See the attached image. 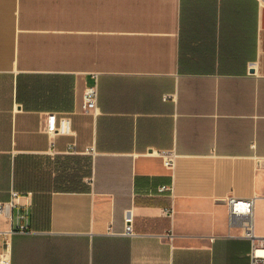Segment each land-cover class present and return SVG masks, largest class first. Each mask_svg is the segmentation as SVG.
Segmentation results:
<instances>
[{"label": "crops", "instance_id": "crops-1", "mask_svg": "<svg viewBox=\"0 0 264 264\" xmlns=\"http://www.w3.org/2000/svg\"><path fill=\"white\" fill-rule=\"evenodd\" d=\"M228 196L264 200V0H0V264H249Z\"/></svg>", "mask_w": 264, "mask_h": 264}, {"label": "built area", "instance_id": "built-area-1", "mask_svg": "<svg viewBox=\"0 0 264 264\" xmlns=\"http://www.w3.org/2000/svg\"><path fill=\"white\" fill-rule=\"evenodd\" d=\"M97 85L96 81L93 84L87 86L82 96V112L91 113L96 109L97 102ZM45 131L48 135L53 136L56 134L66 135L69 134V119L61 117L58 121L55 119L54 114H49L46 117ZM51 148L53 142H51ZM52 150V149H51ZM70 150L74 151L75 146L71 145ZM88 151V150H87ZM162 158L163 165L167 168H172L174 164L173 156L159 152L157 153ZM170 188L167 186L159 187V192L168 191ZM12 197H16V192L11 193ZM258 196L251 197L249 199H238L234 196H228L225 202L228 207V226L231 228H237L240 230L237 238L247 240L250 243V250L248 253L249 264H264V236H258L255 233V202ZM9 204L0 205V213L4 215L9 214ZM164 213L171 215L170 208H165ZM28 212L26 210H17L13 217L14 228L13 232L26 233L28 229ZM124 229L122 234L127 237L136 236V232L133 229V216L130 210H126L123 214ZM169 239L171 236H168Z\"/></svg>", "mask_w": 264, "mask_h": 264}, {"label": "rangeland", "instance_id": "rangeland-1", "mask_svg": "<svg viewBox=\"0 0 264 264\" xmlns=\"http://www.w3.org/2000/svg\"><path fill=\"white\" fill-rule=\"evenodd\" d=\"M255 225H259L264 232V200H261L256 204Z\"/></svg>", "mask_w": 264, "mask_h": 264}]
</instances>
